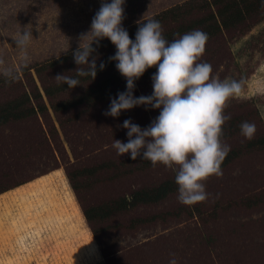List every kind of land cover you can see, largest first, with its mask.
Returning <instances> with one entry per match:
<instances>
[{
    "label": "rangeland",
    "instance_id": "rangeland-1",
    "mask_svg": "<svg viewBox=\"0 0 264 264\" xmlns=\"http://www.w3.org/2000/svg\"><path fill=\"white\" fill-rule=\"evenodd\" d=\"M210 1L125 0L122 25L134 39L138 24L155 18L166 34L178 26L169 19L170 11L193 6L187 19H194L215 13L214 7L200 10ZM100 2L0 0V105L24 93L39 92L42 100L38 102L48 108L42 115L0 127V196L47 176L44 185L38 182L26 191L8 194L7 199H2L4 205H9L12 198L20 204L27 195L35 198L40 194L41 204L52 200L55 206L63 199L64 183L84 223L79 241L55 234L53 224H49L42 239L34 240L28 235L24 246L14 241L18 236L14 230L6 235L0 228L9 236L5 242L0 241V264L12 260L15 264H168L171 253L176 254L178 264H264V149H246L264 136V6L236 28L222 30L208 39L200 57V62L211 65L212 76L241 82L239 94L225 104L224 113L231 119L222 125L221 140L231 146L230 152L242 153L222 168V176L212 175L204 181L209 198L185 205L178 201L176 190L156 204L137 205L88 223L84 210L111 207L112 202L128 198L133 191L157 187L175 176L172 169L160 163L153 166L149 161L144 167L139 161L129 162V154L118 156L112 147L114 139H128L122 127L125 119L143 128L159 114V109L137 106L122 111L118 117L105 115L111 98L117 94L66 111L54 112L49 107L43 89L63 83L56 80L58 74L76 75L73 52L79 45L90 43L92 37L82 35L89 31ZM25 27L33 36L27 66L22 64L23 51L14 43ZM175 38L178 36L169 40ZM92 47L97 65L116 52L108 38L99 44L93 42ZM67 56L70 59L49 65ZM155 71L135 81L134 96L152 93ZM109 74L110 71L69 88L54 102L86 94L105 83ZM243 121L256 125L251 140L240 133ZM230 130L232 134H226ZM79 171H83L80 176ZM254 199L259 202L251 206ZM69 201L72 206L73 201ZM52 205L45 206L51 210ZM30 210L26 211L27 218L34 221V206ZM0 220L6 223L5 218ZM33 221L29 224L33 225ZM252 235L257 239L245 240ZM77 245H82L85 252L93 245L95 253H83L76 261L70 257Z\"/></svg>",
    "mask_w": 264,
    "mask_h": 264
},
{
    "label": "clouds",
    "instance_id": "clouds-1",
    "mask_svg": "<svg viewBox=\"0 0 264 264\" xmlns=\"http://www.w3.org/2000/svg\"><path fill=\"white\" fill-rule=\"evenodd\" d=\"M260 2L264 6V0ZM124 5L125 0H101L89 31L82 35H90V43L79 45L73 52L78 66L74 71L76 76L58 74L55 78L70 88L80 84L78 77L94 79L98 68L92 44L108 38L116 48L109 59L115 61L116 69L126 79V88L111 98L105 115L118 117L122 111L137 106L159 109V114L143 128L125 119L122 127L127 130L128 139L126 142L114 139L112 147L118 156L129 154L132 160L139 157L153 166L160 163L172 169L180 203L203 202L211 195L204 181L212 175H223L221 165L231 150L221 140L222 125L231 119L224 113V107L230 97L239 94L241 82L212 76L211 65L200 62L208 40V34L201 29L168 40L160 21L152 18L139 23L134 39L130 38L122 25ZM32 37L25 27L14 41L16 48L23 51V66L30 63L28 48ZM153 66L156 71L151 77L152 93L134 96L135 81ZM104 67L101 62L99 70ZM240 133L251 140L256 125L243 121ZM168 264H178L175 253L170 254Z\"/></svg>",
    "mask_w": 264,
    "mask_h": 264
},
{
    "label": "trees",
    "instance_id": "trees-1",
    "mask_svg": "<svg viewBox=\"0 0 264 264\" xmlns=\"http://www.w3.org/2000/svg\"><path fill=\"white\" fill-rule=\"evenodd\" d=\"M189 3V2H188ZM261 6L260 0H211L209 3H205L201 6L200 10H210L211 7L215 8V13L210 12L205 16H201L194 19H187L189 13L194 8L188 7L187 10H184L180 7H176L173 11L169 12V19L173 20L175 24L178 26L173 28L170 32L163 34L166 39H171L175 36L183 35L186 32H189L194 29H201L208 34V39L214 37L222 30H227L231 28H236L246 19L247 16L253 15ZM204 7V9H202ZM168 15H166L167 17ZM99 44V43H98ZM94 46V45H93ZM115 54V53H114ZM113 54V55H114ZM111 55V56H113ZM111 56L106 57L102 62L105 67L103 70H99V64L97 65L98 71L95 77L99 75H103L106 72L109 74V79L103 83L102 85H97L91 89H89L86 94L78 96L73 99H62L61 101L54 102V99L67 91L70 87H68L65 83H61L58 85H54L48 88H44L43 92L45 96L49 100V107L54 112L66 111L68 109L75 108L79 105L83 104H94L96 101H101L102 99L109 98L119 91L126 87V79L120 74V72L115 67V61L110 60ZM70 59V56L62 60H56L54 62H50L49 65L53 66L59 63H62L64 60ZM156 67L153 66L148 68L144 75L147 76L150 73L154 72ZM76 76V75H75ZM80 83L90 80V76H81L78 77ZM42 100V96L39 92L35 94H27L24 93L17 97L15 100H11L5 104L0 105V127L4 126L10 122L21 121L27 119L29 117L43 114L47 112V107L44 104H40L38 101ZM226 134H232L231 130ZM250 148H260L264 149V136L258 138L255 142H251L248 144L246 149ZM242 153V150H233L228 153L225 160L223 161L221 168H224L233 160L239 157ZM128 161H139L142 163L141 166H147L149 160L140 159L139 157L136 160H132L131 157H128ZM83 171H79L77 175H82ZM20 187V186H19ZM17 188V187H16ZM177 190V185L174 180L167 181L158 185L157 187H153L151 189H141L137 191H133L128 198L117 199L116 201L111 203V207H103V208H93L89 210H84L83 215L88 223H90L93 219H105L112 215V213H119L122 211H127L129 209L134 208L137 205H150L156 204L166 198L171 193ZM259 201L253 200L251 206ZM252 235L249 238H245V240L257 239ZM226 259V258H225ZM223 260V259H220ZM230 264V263H227Z\"/></svg>",
    "mask_w": 264,
    "mask_h": 264
},
{
    "label": "crops",
    "instance_id": "crops-1",
    "mask_svg": "<svg viewBox=\"0 0 264 264\" xmlns=\"http://www.w3.org/2000/svg\"><path fill=\"white\" fill-rule=\"evenodd\" d=\"M46 178L47 176L40 177L37 180H34L25 185L17 187L7 193H4L3 195L0 196V200L2 199L5 200L7 199L8 194L21 191L22 189H25L23 191H26V189L28 190L29 188L31 189L32 186L36 185L38 182L43 183ZM41 185H44V183ZM61 185H62L61 187H63L61 188V190H63L61 192V195H62L61 197L63 199H60V201L58 200V204L55 206L51 204L52 200H49V204L52 205V209H51L52 211L47 209V207L49 206L47 202H45L44 205L41 204L43 201H42V197L40 194L35 195L36 196L35 198H33V196L29 197V195H27V197L24 200L21 199L22 202L20 204H18L17 201L13 200L12 198L9 205L8 204L4 205L5 201L2 200V203L0 202V219L5 218L6 223H2V220H0V228L5 230L6 235L9 234L10 230L11 231L14 230L16 232L15 234H18L17 238L14 241L17 243H20V245H23V246L26 244L25 241L23 240L28 235L31 237L34 236L33 237L34 240L37 238L42 239V233H45L44 228H46L49 224H53L55 234H58L61 236L63 235L66 238V240L75 239L76 241L77 240L79 241L80 240L79 234L81 232V226H84L83 225L84 223L83 221L81 222L82 220L81 214L79 210L77 209L76 203L74 199L72 198V195L70 194L71 192L69 191L68 186L64 187L63 186L64 183ZM69 199L73 201L72 206L71 205L69 206V202H70ZM45 205H48V206H45ZM32 206H34L35 208V210L32 213L33 215L32 219H34V221L33 220L32 221L35 222L33 223V225L29 224L32 221L27 218L28 214H26V211L30 210ZM43 207L45 208L46 211H42ZM13 210H15V214L13 213ZM46 219H48L47 222L45 221ZM88 230L89 229L87 228L86 231L89 233ZM7 238H9V236H5V234H3L2 231H0V239H1L0 241L5 242ZM81 243L82 245H84L83 242ZM82 245H80L81 247L79 245L76 246V248L73 250L74 255H72V257L70 258L75 259L77 261L78 258L83 253H86L87 255L88 254L91 255L90 253L91 250L93 251V253H95V247L93 245L91 246V248L89 247V251H86V252L85 250H83ZM8 261L9 260H6L5 262H8ZM24 262L25 261H23V263ZM9 264H15V261L12 260V262L10 261Z\"/></svg>",
    "mask_w": 264,
    "mask_h": 264
}]
</instances>
